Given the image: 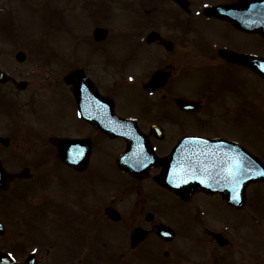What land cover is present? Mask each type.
Wrapping results in <instances>:
<instances>
[{"label": "flooded vegetation", "instance_id": "flooded-vegetation-1", "mask_svg": "<svg viewBox=\"0 0 264 264\" xmlns=\"http://www.w3.org/2000/svg\"><path fill=\"white\" fill-rule=\"evenodd\" d=\"M49 4L64 14L55 33L63 48L80 47L84 106L55 77L58 41L33 49L47 52L34 61L47 75L28 71L23 90L21 71L0 61L10 75L0 82V264L169 256L212 210H264V182L242 183L239 209L223 198L250 168L247 151L264 163V80L245 64L264 58V0ZM97 27L107 29L103 38ZM54 138L74 140L63 157ZM173 163L187 199L157 179ZM162 223L173 227L171 240L159 237ZM254 227L251 248L264 242L261 221Z\"/></svg>", "mask_w": 264, "mask_h": 264}, {"label": "rangeland", "instance_id": "rangeland-1", "mask_svg": "<svg viewBox=\"0 0 264 264\" xmlns=\"http://www.w3.org/2000/svg\"><path fill=\"white\" fill-rule=\"evenodd\" d=\"M34 1V2H33ZM1 8L5 10L4 13H0V24L2 23L1 21H4V26L5 28H0L3 29L1 31L2 34H5L3 40L5 41H0L3 42L6 47L8 45H11L10 47H7L5 51H2L0 53V58L4 61H8L15 67V69H21L23 70V73L19 76H25L27 75V70H33L36 71L37 75L39 76H45L44 67H40L34 61H40V60H46L47 59V52L41 53V54H35L32 46H29V48L22 47V50L27 53V61L26 63L18 62L15 60L13 53V49L16 46L17 49L20 47L17 45V41L15 42V39L17 40V34L21 35V38L19 39L21 43H25V32L30 36L32 33L34 34L35 31L42 29L43 32H49L52 33L53 35L55 34L56 29L63 23L64 17H61L60 14H57L56 12L51 14L49 11L46 13V10L41 12L40 0H0ZM4 4L6 6L4 7ZM45 6H42L43 8L46 9V4ZM54 6H57L56 4ZM4 7V8H3ZM60 9L62 10V4L60 6ZM59 10V9H58ZM122 11H125L124 9H121ZM4 18V20L2 19ZM17 27L20 28V32H17ZM54 29V30H53ZM55 31V32H54ZM59 36V37H57ZM61 35L58 34L56 36H53L54 41H58L61 44V48L64 52L68 53L67 50H65L62 46V37ZM43 42V41H42ZM48 44V43H47ZM52 44V43H51ZM59 47V46H58ZM58 47L55 50V55L56 58L60 60V58L63 59L64 54L60 53V49L58 50ZM77 49V47H75ZM46 58V59H45ZM71 59V58H70ZM25 61V60H24ZM72 62V61H71ZM22 63V64H21ZM63 65L59 64L58 62L56 64H52V69L55 72V77L60 78L61 76V71H58L62 69ZM50 76V75H49ZM51 77V76H50ZM264 91V90H263ZM230 216V214H229ZM224 217V216H223ZM217 221H213L212 224H210V228L212 229H221L220 227L214 226ZM200 231V227H197ZM238 228H243V222L241 221L239 223V227L233 226L231 227L230 230L228 231V237L230 238V250L234 252L235 254H238L236 256H231V255H225V257L222 259L225 253L224 250H216L214 248V245L210 239L205 240L206 243H203L205 249H199V246L195 245L194 248H192L191 243H188L186 247L185 252L186 255L183 258L184 264H256L258 261L255 259L256 257L259 260H264V242L262 244H258L256 246L255 240L254 244H252L253 250L249 253V256L246 255L245 249L243 247V244H240V239H238L237 235H234V232ZM250 229L246 232L243 233L244 236H248L250 233ZM199 233V237H200ZM225 235V234H224ZM209 238V237H208ZM253 240V239H252ZM179 242V241H178ZM184 245L183 243H181ZM173 247L179 248L178 245L173 244ZM196 252H199L200 254H197ZM174 256H171L170 259H172ZM237 257L241 258L239 260ZM248 259V260H247ZM154 260V257H153ZM245 261V262H244ZM154 264H179L178 262H173L172 260H169L167 258H156V260L153 262Z\"/></svg>", "mask_w": 264, "mask_h": 264}, {"label": "snow or ice", "instance_id": "snow-or-ice-1", "mask_svg": "<svg viewBox=\"0 0 264 264\" xmlns=\"http://www.w3.org/2000/svg\"><path fill=\"white\" fill-rule=\"evenodd\" d=\"M131 79V77H130ZM239 167L238 164H231L230 167L227 168V173L229 176H233L234 172L236 171V169ZM261 175H264V173H261Z\"/></svg>", "mask_w": 264, "mask_h": 264}, {"label": "water", "instance_id": "water-1", "mask_svg": "<svg viewBox=\"0 0 264 264\" xmlns=\"http://www.w3.org/2000/svg\"><path fill=\"white\" fill-rule=\"evenodd\" d=\"M262 73L264 74V68L261 69ZM77 79H79V77L75 76ZM78 85V81L75 82ZM76 92L80 93V89L78 88V86L76 87Z\"/></svg>", "mask_w": 264, "mask_h": 264}]
</instances>
